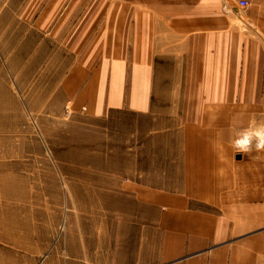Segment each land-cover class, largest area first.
Here are the masks:
<instances>
[{
  "label": "crops",
  "instance_id": "obj_1",
  "mask_svg": "<svg viewBox=\"0 0 264 264\" xmlns=\"http://www.w3.org/2000/svg\"><path fill=\"white\" fill-rule=\"evenodd\" d=\"M53 7L72 9L56 32L76 57L62 80L68 102L155 121L123 183L160 233L155 264H264V149L232 146L236 125L264 123V0ZM174 87L186 91L168 96Z\"/></svg>",
  "mask_w": 264,
  "mask_h": 264
},
{
  "label": "rangeland",
  "instance_id": "obj_2",
  "mask_svg": "<svg viewBox=\"0 0 264 264\" xmlns=\"http://www.w3.org/2000/svg\"><path fill=\"white\" fill-rule=\"evenodd\" d=\"M50 2L0 0V264H155L160 233L123 188L155 121L68 102L72 9Z\"/></svg>",
  "mask_w": 264,
  "mask_h": 264
},
{
  "label": "clouds",
  "instance_id": "obj_3",
  "mask_svg": "<svg viewBox=\"0 0 264 264\" xmlns=\"http://www.w3.org/2000/svg\"><path fill=\"white\" fill-rule=\"evenodd\" d=\"M232 146L237 152H248L253 148L264 149V123H256L248 127L235 126Z\"/></svg>",
  "mask_w": 264,
  "mask_h": 264
},
{
  "label": "built area",
  "instance_id": "obj_4",
  "mask_svg": "<svg viewBox=\"0 0 264 264\" xmlns=\"http://www.w3.org/2000/svg\"><path fill=\"white\" fill-rule=\"evenodd\" d=\"M239 5L244 7L246 5V2L245 1H239Z\"/></svg>",
  "mask_w": 264,
  "mask_h": 264
}]
</instances>
